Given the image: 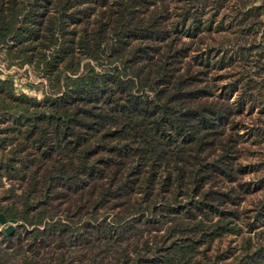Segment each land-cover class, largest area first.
I'll use <instances>...</instances> for the list:
<instances>
[{
    "label": "trees",
    "instance_id": "1",
    "mask_svg": "<svg viewBox=\"0 0 264 264\" xmlns=\"http://www.w3.org/2000/svg\"><path fill=\"white\" fill-rule=\"evenodd\" d=\"M0 48V264H264V0H0Z\"/></svg>",
    "mask_w": 264,
    "mask_h": 264
},
{
    "label": "rangeland",
    "instance_id": "2",
    "mask_svg": "<svg viewBox=\"0 0 264 264\" xmlns=\"http://www.w3.org/2000/svg\"><path fill=\"white\" fill-rule=\"evenodd\" d=\"M215 21H214V24L210 26L211 30H204L203 32L204 38L202 39V42L199 43L201 46V50L203 51H206V49L208 48H212L213 50H215L218 47H220V42H222L221 41L222 38H220V33L224 34L226 32L225 30L229 29L226 24H222V27L218 25L219 26L218 27L217 25H215ZM229 32H232V31H229ZM230 49H232L231 44L223 42L219 51H222V52L229 51ZM5 57H6L5 52L0 48V69L3 71V74L5 76L9 78H13L16 91L17 92L23 91L31 96L40 97L42 92L45 89V79L39 75L34 74V72L31 71L28 65H25L24 67L11 66L10 68H6L5 63H4ZM240 69L241 70L243 69L242 66L238 64H233L231 66L226 67L225 69L215 71L214 75L223 74L224 70L229 71L231 74H234V73H237L236 71L237 70L239 71ZM227 76H229V74ZM221 81H222L221 83H226L227 78L222 79ZM236 99H237V94H234L231 96L230 102L235 103ZM249 113H251V111L246 110L241 115L235 118L236 122L240 121L239 123L240 135H245V130L242 126L250 128L255 123L259 124V122L257 121L258 116H256L257 112L254 111L252 112V114H249ZM245 146L251 147L250 150H248L249 157L246 160L247 164H251L252 166L254 167L256 166L257 168V165L260 166L261 164L264 163V155L257 154L258 150L262 151L260 145L254 144V145L249 146L248 144H246ZM256 168L254 171H252V173L245 176V180H250L252 178L254 180V179L259 178L258 174L260 173L257 171V173L255 174ZM250 207L251 206H248L246 209H250ZM252 221L254 222L256 226H260V227L264 226V208L259 209V212L257 213V217H254ZM10 226L12 225H10L8 221H4L3 219L0 218V230L2 229L9 230ZM229 239H230L229 237L223 238L220 245H225V244L227 245V242H228L227 240Z\"/></svg>",
    "mask_w": 264,
    "mask_h": 264
}]
</instances>
